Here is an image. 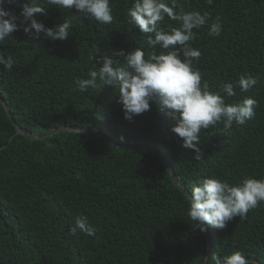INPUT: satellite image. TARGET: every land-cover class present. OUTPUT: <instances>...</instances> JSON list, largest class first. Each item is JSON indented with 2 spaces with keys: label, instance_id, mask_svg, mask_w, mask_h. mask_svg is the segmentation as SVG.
<instances>
[{
  "label": "trees",
  "instance_id": "obj_1",
  "mask_svg": "<svg viewBox=\"0 0 264 264\" xmlns=\"http://www.w3.org/2000/svg\"><path fill=\"white\" fill-rule=\"evenodd\" d=\"M25 2L3 5L19 27L0 43V52L15 61L12 71L0 65V96L15 122L34 134L64 125L92 126L101 135L63 130L29 139L0 103V264H203L206 238L187 216V196L158 158L136 146L161 155L187 193L202 178L236 184L245 176L264 177V0H178L186 12L220 17L218 37L209 36L207 26L194 29L192 47L201 52L194 66L202 83L218 91V85L234 83L241 74L257 78L248 92L237 87L236 96L225 97L229 104L255 99V116L243 125L233 123L227 133L222 123L202 130L201 160L181 146L158 99L129 121L117 89L81 92L75 84L94 67L89 57L97 49L120 63V50L151 51V34L128 23L132 0H110L111 24L73 19L64 41L43 38L34 30L25 33L30 24L20 15ZM41 6L45 15L34 19L49 28L77 14L46 0ZM169 25L178 27L167 17L160 22L162 28ZM105 138L133 147L119 148ZM79 215L97 229L95 236L70 232ZM207 232L209 258L240 251L264 264V202L246 218L234 217L224 229L209 226Z\"/></svg>",
  "mask_w": 264,
  "mask_h": 264
},
{
  "label": "clouds",
  "instance_id": "obj_2",
  "mask_svg": "<svg viewBox=\"0 0 264 264\" xmlns=\"http://www.w3.org/2000/svg\"><path fill=\"white\" fill-rule=\"evenodd\" d=\"M15 0H0V43L11 37L18 30L17 17L5 9V3ZM213 0H207L211 4ZM49 6L62 10L76 11L72 18H65L54 27H46L34 17L45 15V7L41 0H27L21 5L20 15L29 20L24 27L27 33L34 30L43 38L64 41L70 36L73 19L81 16L92 18L101 24L113 22L110 0H46ZM179 8V10H177ZM128 23L138 28L147 36V44L151 49L147 54L137 48L127 54L120 50L116 55L123 56L120 63L107 55L100 54L98 49L89 59L96 63L89 68L87 78H77L75 84L79 91L101 86L117 89L118 103L121 104L124 119L131 121L134 116L150 110V101L158 99L165 115L171 121V131L181 138V146L194 151L195 160L202 159L200 135L204 129L223 124L224 132H229L233 123L243 125L255 116L257 101L246 97L235 103H226L225 97L236 96L235 89L248 92L257 84V78L251 74H241L237 81L218 85L219 90H212L204 81L194 61L199 62L201 52L192 47L197 33L194 29L208 27V35L218 37L222 32L220 17L211 19L207 12L184 11L178 0H132L127 9ZM165 17L175 21L178 27L169 25L160 27ZM211 21V22H210ZM159 47L161 51L156 52ZM102 64L96 67V64ZM0 65L8 71L15 66L14 59L5 57L0 52ZM123 140V137H120ZM188 199L187 216L197 224L203 233L209 226L224 229L228 221L234 217L246 218L251 209L264 202V177L256 179L245 176L239 183L232 184L218 178L199 179L186 193ZM77 231L95 236L97 229L88 218L79 215L74 220L70 232ZM249 264L248 259L240 251L220 256L212 253L210 258L204 257L205 264Z\"/></svg>",
  "mask_w": 264,
  "mask_h": 264
},
{
  "label": "water",
  "instance_id": "obj_3",
  "mask_svg": "<svg viewBox=\"0 0 264 264\" xmlns=\"http://www.w3.org/2000/svg\"><path fill=\"white\" fill-rule=\"evenodd\" d=\"M0 103L1 105L3 106V108L5 109L6 113L8 114L9 116V119L10 121L12 122V124L16 127V129L21 133L23 134L24 136L28 137L29 139H34V140H37V139H42L44 137H46L47 135H50V134H53V133H56L58 131H63V130H66V131H75V132H86V133H97L99 135H101V133L96 130L94 127L92 126H89V127H77V126H58V127H53L51 129H49L46 133L44 134H34L30 131H27L26 129L20 127V125H18L14 118H13V115L10 111V108L8 107V105L6 104V102L3 100V98L0 96ZM107 140L108 143H110L111 145L113 146H118L119 148H123V149H126V148H132L133 146H126V145H118L116 144L115 142H113L112 140H110L109 138H105ZM137 148L139 149H145L149 152H151L156 158H158L161 163L167 168V170L169 171V174H170V177H171V180L172 182L174 183V185L176 187H178L182 192L185 193L186 195V191L184 190V188L179 184L172 168L170 167V165L168 164V162L161 156L159 155L154 149L148 147V146H143V145H139V146H136ZM205 238H206V251H205V257H209V236H208V232L205 231L203 232ZM248 259L249 262H252V263H255V264H262L261 262L257 261L256 259H252V258H246ZM203 264H205V261L203 262Z\"/></svg>",
  "mask_w": 264,
  "mask_h": 264
}]
</instances>
